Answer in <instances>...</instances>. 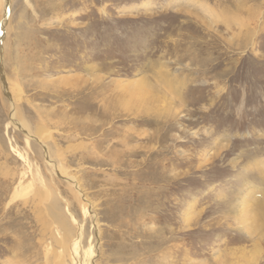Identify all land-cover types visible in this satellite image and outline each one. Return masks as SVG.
<instances>
[{"label": "rangeland", "instance_id": "obj_1", "mask_svg": "<svg viewBox=\"0 0 264 264\" xmlns=\"http://www.w3.org/2000/svg\"><path fill=\"white\" fill-rule=\"evenodd\" d=\"M4 5L0 264H264V0Z\"/></svg>", "mask_w": 264, "mask_h": 264}, {"label": "bare ground", "instance_id": "obj_2", "mask_svg": "<svg viewBox=\"0 0 264 264\" xmlns=\"http://www.w3.org/2000/svg\"><path fill=\"white\" fill-rule=\"evenodd\" d=\"M4 1V6L7 8L8 7V4H9V0H3ZM6 13H8V12H6ZM14 123H15V127L19 130V131H21V132H23V133H26V131H25V128L23 127V125L19 122V121H16V120H14ZM31 137H33L36 141H38V142H42L43 140L40 138V136H31ZM46 148V147H45ZM46 157H47V155H46ZM49 165L50 166H52V168H53V170H54V172H56L57 173V175L58 176H60V177H62V178H65L66 180H67V182L69 181L71 184H73L74 183V179H73V177L70 175H66V173H64V172H60L55 166H53V164L51 163V162H49ZM79 191V190H78ZM79 193H80V191H79ZM240 202L238 203L239 204V206H240V204H241V202H242V200H239ZM56 206H57V204H56ZM53 203L51 204H49V205H45V211H47V212H49L50 213V217H51V220H52V223L53 224H56L58 227H59V229L64 233V234H66L67 233V231L65 230V229H67V228H65L64 229V227H63V224H62V220H60L61 218H59V215H61V214H59V212L57 211V209H58V207H56ZM83 208H84V206H83ZM82 208V209H83ZM251 209V208H250ZM250 216V215H249ZM67 225V224H66ZM68 226V225H67ZM69 231V230H68ZM61 233V232H60ZM68 234L69 235H71L69 232H68ZM58 235V234H57ZM56 236V235H55ZM64 236L65 235H62V238H61V240L60 239H58V238H55V241L60 245V248L61 249H63V251H64V254H62L64 257L65 256H68L69 257V261H70V264H91V259H92V255H93V250H92V248L89 246L88 247V249L86 250H84L83 251V253L80 255L79 253H78V251L79 250H81V248H80V245H79V243L76 241L77 240V238H76V240H73V247H72V249L73 250H71V253H70V249L68 248V244L69 243H66L65 242V238H64ZM66 236H67V234H66ZM70 240V239H69ZM69 249V251H67L68 249ZM82 251V250H81ZM58 261L56 262L57 264H64L63 262H64V260L62 259V256L60 257V259H57Z\"/></svg>", "mask_w": 264, "mask_h": 264}]
</instances>
